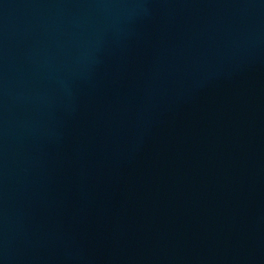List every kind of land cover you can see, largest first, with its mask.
<instances>
[{"label": "water", "instance_id": "water-1", "mask_svg": "<svg viewBox=\"0 0 264 264\" xmlns=\"http://www.w3.org/2000/svg\"><path fill=\"white\" fill-rule=\"evenodd\" d=\"M0 264H264V0H0Z\"/></svg>", "mask_w": 264, "mask_h": 264}]
</instances>
